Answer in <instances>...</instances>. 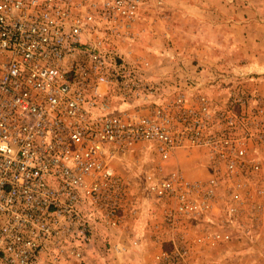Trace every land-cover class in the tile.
Segmentation results:
<instances>
[{
	"label": "built area",
	"instance_id": "built-area-1",
	"mask_svg": "<svg viewBox=\"0 0 264 264\" xmlns=\"http://www.w3.org/2000/svg\"><path fill=\"white\" fill-rule=\"evenodd\" d=\"M140 1L0 0V264L83 259L132 211L113 163L140 144L207 161L202 179L163 164L144 177L170 244L157 262L205 264L262 213L264 98L238 87L219 103L223 74L125 58Z\"/></svg>",
	"mask_w": 264,
	"mask_h": 264
},
{
	"label": "rangeland",
	"instance_id": "rangeland-1",
	"mask_svg": "<svg viewBox=\"0 0 264 264\" xmlns=\"http://www.w3.org/2000/svg\"><path fill=\"white\" fill-rule=\"evenodd\" d=\"M167 1H140L139 20L134 27V37L125 44L130 55L125 58L146 59L156 73L159 69L178 67L174 63H180L179 67L182 69L197 68L203 77L223 74L219 79H224V82L218 79L212 83L211 88L208 87L211 98L219 103L238 87L264 98V60L261 63L255 59L260 54L264 58V51L254 49L252 33L255 28L260 41L264 42V0H251L249 5L245 4L247 19H251V25L246 27V37H243V28L238 22L243 19L240 16L243 3L230 1L229 21L226 22L223 32L218 28L216 31L209 29L205 22L211 18H203L204 21L199 26L187 18H169V22L166 20L168 27H165V13L175 11L172 2ZM216 5L219 6V3ZM248 6L257 7V15H260L261 21L253 19V13H256ZM172 8L174 11H170ZM178 9L186 12L182 5L176 8ZM221 42H224V46L219 44ZM211 43L219 45L215 44L211 48ZM240 43H245V49ZM263 155L261 154L262 157ZM159 164L164 165L163 172L178 169L187 179L192 180L202 179L208 172L204 153L199 150L180 151L175 159L167 162L160 161L155 151L146 144L137 145L131 151L119 155L113 165L119 177L130 183L129 199L132 201V211L123 215V222L116 229L99 231L85 248L87 253L83 259L62 258L59 264H161L157 262L155 255L161 248L168 250L170 244L167 240H162L161 243L156 241L160 226L155 225L160 223L161 208L144 186L146 173L156 171ZM251 224L247 235L242 234L240 238L207 249L205 264H218L223 255L231 253L232 257H236L242 248H252L264 232V208L257 221ZM133 240H137L138 245L133 246ZM187 261L185 264L199 263L194 256L189 260L190 263Z\"/></svg>",
	"mask_w": 264,
	"mask_h": 264
},
{
	"label": "crops",
	"instance_id": "crops-1",
	"mask_svg": "<svg viewBox=\"0 0 264 264\" xmlns=\"http://www.w3.org/2000/svg\"><path fill=\"white\" fill-rule=\"evenodd\" d=\"M230 1L243 3L242 5H244L243 10L240 15L243 19H240L238 22L241 24V27L243 28L242 29L243 37H246L247 35L246 27H249L248 25H251V23L249 22L251 19H247V16H246L247 11H246L245 4L247 3V5H249V2L251 3V0H168L167 2L169 3L172 2L171 4H173L175 11L173 10L174 8H172L170 11H174V12H171L169 14L165 13V16H164L165 25L164 26L165 27L167 26L168 23H166V20H168L169 18L172 20H177L180 18H187L188 20H191L192 22H196L197 26H199L200 23H203L204 21L203 18H211V19L206 20L205 22L208 24L209 29H212L215 31L218 29H221L224 32L226 29L225 27L227 25L226 22L229 21L228 16H229V10H230V5H229ZM186 2L188 4H184ZM217 3H219V6L216 5ZM203 4H205V7H203ZM180 5H182L185 8L186 12L180 9L176 10V8H179ZM249 9L252 11L254 10L253 12L256 13V15L253 13L254 15L253 19H255V21L262 20L260 18V15H257V10H258L257 7H249ZM225 12L227 14H225ZM170 14L171 16L169 17ZM217 17H220L221 19L215 20V18ZM254 30L255 28L253 29V32H252L253 33V45L255 46L254 49L257 51L258 50L264 51V42L260 41L258 32ZM263 36H264V33H263ZM244 40H246V38H244ZM211 44H213V45H210L211 48H213L215 44L217 45L220 44L224 46V42H221L219 44L218 43H211ZM240 44L243 46V49H245V46H246L245 43H240ZM261 56H262L261 54L259 56H255V59L261 62L264 60V58H262ZM262 65H264V62ZM230 254L223 255L222 257H220L219 258L220 261L218 264H264V232L261 233L259 240L255 243V245L252 246V248H248V249L242 248L239 255L236 257H232L233 254L231 255ZM232 260H234L235 262Z\"/></svg>",
	"mask_w": 264,
	"mask_h": 264
}]
</instances>
